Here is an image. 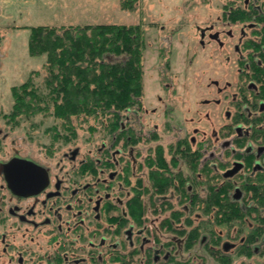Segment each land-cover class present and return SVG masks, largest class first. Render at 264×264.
Segmentation results:
<instances>
[{
	"label": "rangeland",
	"instance_id": "1",
	"mask_svg": "<svg viewBox=\"0 0 264 264\" xmlns=\"http://www.w3.org/2000/svg\"><path fill=\"white\" fill-rule=\"evenodd\" d=\"M230 2L231 0H0V159L20 153L46 165L55 177L68 182L75 168L77 169L75 171H80L81 161L89 157H97L99 152L102 153L103 149L107 148L106 157L115 159L116 162L114 169H105L103 175L105 180L109 172H114L115 176L124 173L123 167L120 166L125 160L121 161L119 155L125 158L131 157L135 174L130 183L134 184L136 177L142 176L147 180L148 167L153 166L148 163L147 156L152 155L155 149L162 146L168 161H171L172 153L173 156H177L178 162L174 158L177 167L173 171L182 168L184 172H188V176H195L192 175L194 171L191 172L190 164L175 146L177 143H183L185 139L201 138L193 132L195 124L192 119L197 118L196 111L199 110L203 114L210 111L217 127L226 120L225 112H232L234 109L226 103L230 100V96L226 102L223 101L222 96L216 93V88L210 84V80H217L219 87L226 82L232 84L223 95L235 92L234 84L239 66L236 62L238 54L234 51V45L243 44L248 39L260 40V35L254 34L253 31L260 29L263 22L256 16L251 15L247 22H231L224 17V13L227 16L230 14L229 8L232 6ZM251 4L256 9L264 10V0H253ZM95 23L140 24L144 28L141 106L132 107L126 117L128 122L134 125L136 142L129 145L135 147L132 156L124 152L123 140L120 139L113 144L103 140L99 133L91 135L86 122L82 123L83 120L75 122L78 132L75 140L64 145H55L53 152H50L49 148L53 147L49 130V126L53 123L51 117H45L43 113H36L28 118L20 115L16 118L18 120L20 117L17 124L9 118L14 102L12 88L28 79L42 85L45 74V55L29 53V26L59 27ZM251 24L254 26L248 27ZM241 31L245 32L246 37L239 42ZM202 32L206 34L202 36ZM214 32H218L217 40L208 36L209 33ZM228 32L232 36H228L226 34ZM201 38L203 43L200 42ZM251 53L252 49L248 54L244 51L242 55L247 54L250 58ZM248 63L250 66V62ZM211 98L213 101L215 98L222 100L220 105L222 107L213 109L211 105H202L203 100ZM196 126L200 127L199 124ZM178 140L180 142H177ZM198 173L202 175L201 171ZM84 175L86 176L84 182L103 183L104 181L99 174ZM202 176L198 178L203 179ZM112 184L115 198L124 208L123 204L132 194V189L130 185L116 177ZM177 184V180L173 179L165 192H157L153 186L145 192L147 197L144 224L147 229L144 235L150 239V245L155 244L157 247L154 234H158L161 238L158 242L174 238L178 245L170 248H175L173 250L175 255L180 253L182 258H189L190 264H198L202 261V257L206 259L207 264H218L203 243H196L192 249L185 251L180 244L184 241V237L162 226L164 218H169L171 215L169 205L175 210L185 206L179 204L181 197L178 194ZM198 188L200 191L197 192L203 193L204 191L201 190L206 188V185L199 183ZM183 209L185 211L181 213L179 221L172 219V224L186 230L197 227L209 247L214 245V239L220 240L215 246L217 248L224 241L234 243V247L229 248L230 264L248 262L261 264L264 260V245L261 254L245 256L236 252L239 246L236 237L241 232L240 223L234 222L231 226H225L216 223L214 216L203 215L197 207ZM86 221L87 219L84 221L85 224ZM109 230L112 231V227ZM50 232L46 228L33 230L31 227L23 226L22 232H15L10 239L22 243L29 242L35 250L33 256L36 258V263L48 264L45 257L50 256L61 239L52 242L53 235ZM65 234L73 237L69 231ZM116 235L111 242L118 244L120 236ZM212 236L213 240H211ZM118 245V252L107 251L108 261L112 253L117 255L116 257L122 254L133 255L122 244ZM74 255L72 253V256ZM113 262L110 264H117Z\"/></svg>",
	"mask_w": 264,
	"mask_h": 264
},
{
	"label": "trees",
	"instance_id": "2",
	"mask_svg": "<svg viewBox=\"0 0 264 264\" xmlns=\"http://www.w3.org/2000/svg\"><path fill=\"white\" fill-rule=\"evenodd\" d=\"M252 1L231 0L230 14L227 16L224 13V17L231 22H247L253 15L263 22L260 29L253 31L254 34L260 35V40L248 39L244 42L246 49L259 52L258 56L263 66L257 65L251 55V70L246 75L245 82L241 87L244 89L245 83L254 79L260 85L261 97L264 98V51L262 49L264 47V10L254 8L251 4ZM144 47V28L140 24L95 23L59 27L29 26L28 50L31 55H45V74L42 85L28 79L12 88L14 102L9 115L10 120L17 124L20 117L28 118L36 113H43L45 117H51L53 123L49 126V130L53 147L49 148L50 152H53L55 145L60 146L75 140L78 136L75 122L83 120L82 123L86 122L91 135L99 133L103 140H108L113 144L121 139L124 152L129 153L130 148H135L129 145H133L136 140L134 125L129 123L126 117L132 107L141 106ZM18 116L20 117L17 120ZM189 144V141H185L184 145L177 143L175 149L180 151L185 161L190 164L191 172L194 171L192 175L201 171L203 179L188 176V172H184L182 168L173 171L177 167L174 160L177 156L174 155V157L172 153L171 161H168L163 147L160 146L155 149L152 155L147 156L148 159L146 158L148 163L153 165L148 167L147 180L140 176L135 178L134 184H131L130 181L135 174L131 164L132 159L119 157L121 161L125 160V163L120 166V168L123 167L124 173L121 175L118 173L116 179L130 185L132 194L125 200L124 208L121 205L116 206L109 199L104 202L105 210L102 217L107 222H117V229L114 232L104 228L107 235L115 236L117 234L125 247L124 230L130 224L135 229H141L145 225V198L147 197L145 192H148L150 186H153L157 192H165L173 179L178 182V194L181 197L179 204L185 206L175 210L169 205L168 209H171L172 212L169 218H164L162 226L166 230H171L184 237V241L180 244L185 251H189L199 242L203 243V246L208 250L210 248L197 227L186 230V228L172 224V219L179 221L181 213L185 211L183 208L197 207L203 215L213 214L218 224L243 217L239 206L230 201L226 190L214 191L212 187L208 186L210 169L207 163H202L204 155L201 152H193ZM125 145L129 147L126 148ZM103 150L102 153H98L99 156L89 157L82 163L79 168L82 174H98L102 165L97 161L99 158L106 157L107 148ZM176 162H178L177 159ZM103 168L114 169L115 166L113 162L106 161ZM199 183L208 186L206 192H197ZM254 198L260 206H264V195L257 194L256 196L254 194ZM263 234L264 230L259 229L248 237L245 248L247 256L251 255L253 244L259 241ZM153 236L155 241L163 246L160 251L164 249L171 251L168 260L157 264H190L189 258H182L180 253L175 255L173 252L175 248H170L178 245L174 238L158 242L161 239L158 237L159 235L154 234ZM214 241L213 244L217 246L219 241ZM109 251L112 252V250ZM210 252L218 264L231 263V257L220 250H216L215 253L211 250ZM129 253H133V255L122 254L116 257L117 255L112 253L110 261L104 259L102 263L110 264L114 261L113 263L117 264H154L151 249L142 252L137 246ZM201 260L198 264H207L206 259L202 257Z\"/></svg>",
	"mask_w": 264,
	"mask_h": 264
},
{
	"label": "flooded vegetation",
	"instance_id": "3",
	"mask_svg": "<svg viewBox=\"0 0 264 264\" xmlns=\"http://www.w3.org/2000/svg\"><path fill=\"white\" fill-rule=\"evenodd\" d=\"M249 26L252 27L254 24ZM205 34L202 32L201 35ZM226 34L232 36L229 32ZM245 35V32L241 31L239 42L243 41ZM208 36L217 40L218 32L209 33ZM200 42L203 43L202 38ZM244 44L243 42V44L234 45V51L238 54L236 62L239 66L237 80L234 84L235 92L223 95V92L228 87L231 88L232 84L226 82L225 85L219 87L217 80H210V84L216 88V93L222 96L223 101L226 102L230 96V100L226 103L229 107L234 108L233 111L225 112L226 120L218 127L211 118L210 111L209 113L204 112V114L199 110L196 111L197 118L192 119L195 124L193 132L200 135L201 138L197 140L192 137L189 140L185 139L184 142L189 141L193 152L203 153L202 163H207L210 169L208 186L212 187L214 191L226 190L230 201L236 203L240 212L243 213L242 218L233 219L224 225L231 226L234 222L241 224V232L236 237L239 242L236 252L239 255L247 256L245 248L248 237L259 229L264 230V206H260L254 198V194L256 196L257 194L264 195V98L261 97L260 85L254 79L248 80L244 89L241 87L245 82L246 75L250 72L248 63L250 58L247 57V54L251 49L247 48L246 50ZM262 49L264 51V47ZM242 51H246V56L242 55ZM251 55L257 65L263 66L258 51H252ZM202 105H211L213 109L214 107L218 109L217 107L222 105V100L219 98H215L214 101L213 98L205 99L202 101ZM204 123H208V125L206 126ZM196 124H199L200 127H197ZM179 140L177 142H180ZM132 151L133 149L130 148L129 155L131 156L133 155ZM14 156L30 158L39 164L46 171V183L36 191H29L21 195L8 187L4 171L0 170V264H37L36 258L33 256L35 250L29 242L22 243V241L10 239V236L15 232H22L23 226L31 227L33 230L48 229V232L51 231L50 233L53 235L52 242L61 238L50 256L45 257L48 264H103L102 260L107 259L108 250H112V252L119 250L118 244H122L120 240H118V244L111 242L114 236H109L104 231V228L110 231L111 227L113 232L116 231L117 222L113 224L102 217L105 210L103 205L106 200H111L116 206L120 205L112 190V182L116 177L114 172H109L106 180L103 176L105 173L103 164L106 161L115 163V159L99 158L97 163L102 167L99 168L98 174L105 182L94 181L91 183L84 182L86 176L80 171H75L76 168L69 176L68 182H65L62 178L55 177L46 165L31 157L22 156L20 153L0 159V165ZM118 157L121 156L118 155ZM84 162L85 160L81 161L79 167ZM195 174L197 178L202 176L199 173ZM208 186L206 185V188L201 191L206 192ZM85 219H87L86 224L92 226L91 228L85 224ZM145 226L146 224L141 229H135L130 224L124 230L125 248L129 252L137 246L142 252L151 249L154 264L168 260L171 255L170 249L160 251L163 248L162 244H158V247L155 244L150 245V239L144 235L147 229ZM66 231H69L73 237L67 236ZM211 240H213V236ZM262 245H264V234L259 241L253 244L250 256L259 254ZM215 246L209 247L212 252L220 250L231 257L229 248L234 247V243L224 241L219 248ZM210 250L208 251L210 252ZM72 253L75 255L72 256ZM210 254L214 256L211 252ZM261 264H264V260Z\"/></svg>",
	"mask_w": 264,
	"mask_h": 264
},
{
	"label": "water",
	"instance_id": "4",
	"mask_svg": "<svg viewBox=\"0 0 264 264\" xmlns=\"http://www.w3.org/2000/svg\"><path fill=\"white\" fill-rule=\"evenodd\" d=\"M0 170L4 171L8 187L21 195L36 191L46 183V171L30 158L14 156L1 163Z\"/></svg>",
	"mask_w": 264,
	"mask_h": 264
}]
</instances>
